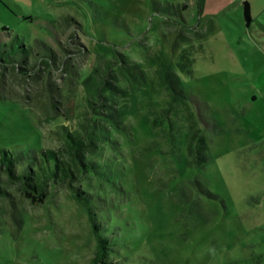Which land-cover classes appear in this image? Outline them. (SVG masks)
<instances>
[{
    "label": "rangeland",
    "instance_id": "rangeland-1",
    "mask_svg": "<svg viewBox=\"0 0 264 264\" xmlns=\"http://www.w3.org/2000/svg\"><path fill=\"white\" fill-rule=\"evenodd\" d=\"M194 1L0 0V150L61 149L110 104L123 112L122 130L100 117L108 141L89 158L100 175L77 184L112 264H264L263 56L227 46L225 24L199 38ZM187 51L192 75L178 68ZM168 73L191 101L174 99ZM0 187V264H92L72 190L52 186L35 206L2 171Z\"/></svg>",
    "mask_w": 264,
    "mask_h": 264
},
{
    "label": "trees",
    "instance_id": "trees-1",
    "mask_svg": "<svg viewBox=\"0 0 264 264\" xmlns=\"http://www.w3.org/2000/svg\"><path fill=\"white\" fill-rule=\"evenodd\" d=\"M197 5L199 12H201L202 3L200 0H198ZM187 7L186 4L178 5V8L183 12L186 11ZM183 12L179 16L184 27L186 22L183 20ZM244 16L247 22L251 21L250 7L247 2L244 4ZM180 35L184 38L183 40L188 41L184 34L180 33ZM202 37L203 34H200L199 38ZM16 39L20 38L17 37ZM20 46V49L23 48L26 55L27 50L25 45L21 43ZM26 61L27 58L24 64ZM194 61L195 59L191 52H183L180 55L178 68L182 72L192 75L194 73ZM136 67L137 65L132 66L135 71L138 70ZM20 68H22V71H31L22 66ZM87 79H90V76H87ZM167 83L172 90L174 99L179 98L186 103L191 101L190 98L192 97L186 95L180 88L181 81L176 74L168 73ZM112 87L109 84L108 90H112ZM107 111L108 116L95 113V116L92 117L91 124L89 125L87 123L84 126L85 134L65 131L63 133L64 147L61 149H41L38 152L28 153L23 151H10L5 148L0 150V171L7 175L8 183L16 185L21 195L30 200L33 205L43 204L48 199L52 186L62 185L73 191L76 201L87 210L89 222L91 223L96 238L97 248L92 258V264H112L110 256L115 250L112 242L105 234V227L99 222L98 205L94 204L95 201L92 195L82 188L77 187V184L85 175H100V168L97 162L89 159L90 156L98 153L101 142L108 141V138L104 136L105 128L100 129L96 126L100 123V117H103L102 119L115 129L122 130L125 128L122 122L123 112L121 110L110 104L107 107ZM197 135V133L193 134V141L197 140ZM198 143L203 148H207L204 138H199ZM200 146L199 149L202 150ZM7 194L5 188L0 187V198Z\"/></svg>",
    "mask_w": 264,
    "mask_h": 264
},
{
    "label": "crops",
    "instance_id": "crops-1",
    "mask_svg": "<svg viewBox=\"0 0 264 264\" xmlns=\"http://www.w3.org/2000/svg\"><path fill=\"white\" fill-rule=\"evenodd\" d=\"M202 11L198 10V0L193 2L195 10L200 13L201 19L198 24L204 29L203 37L209 36L210 32L221 28L223 24L227 31L233 30L227 35V46L237 48L245 53L250 48L256 49L262 54L264 62V0H200ZM247 2L250 7L251 21L247 22L244 16V4ZM220 14V15H218ZM204 16L207 17L204 22ZM236 24L237 27H234ZM231 36V37H230ZM245 62L248 58L245 57ZM255 85L258 91L264 92V63L256 74Z\"/></svg>",
    "mask_w": 264,
    "mask_h": 264
}]
</instances>
